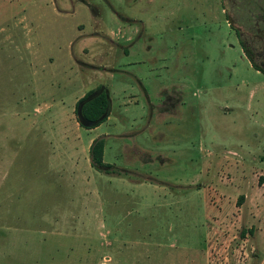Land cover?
<instances>
[{"label":"rangeland","instance_id":"rangeland-1","mask_svg":"<svg viewBox=\"0 0 264 264\" xmlns=\"http://www.w3.org/2000/svg\"><path fill=\"white\" fill-rule=\"evenodd\" d=\"M263 12L0 0V264H264V73L230 24ZM97 89L109 113L86 128ZM100 136L117 172L90 165Z\"/></svg>","mask_w":264,"mask_h":264},{"label":"trees","instance_id":"trees-1","mask_svg":"<svg viewBox=\"0 0 264 264\" xmlns=\"http://www.w3.org/2000/svg\"><path fill=\"white\" fill-rule=\"evenodd\" d=\"M252 66L256 69L264 73V69L260 66H257L250 58ZM97 90L88 91L81 99H79L76 103V108L79 102H83L81 106V115L87 121H95L100 118L108 105V92L106 90L100 91L97 95L93 96L92 98L88 99V97ZM106 119L103 118L98 124ZM81 124V123H80ZM97 124V125H98ZM82 125V124H81ZM96 125V126H97ZM84 126V125H82ZM86 128H93L95 126H84ZM104 146H105V139L103 136L97 137L92 140L90 147H89V159L90 165L97 170H104L108 173L117 172L116 169H112L111 165L104 162L103 154H104Z\"/></svg>","mask_w":264,"mask_h":264},{"label":"flooded vegetation","instance_id":"flooded-vegetation-1","mask_svg":"<svg viewBox=\"0 0 264 264\" xmlns=\"http://www.w3.org/2000/svg\"><path fill=\"white\" fill-rule=\"evenodd\" d=\"M261 21H264V12L261 13ZM258 24H259V21L254 22V27H256V32L252 33V34L250 32L247 33L246 31H243L242 28L240 29V28H234L233 27L238 38L240 39V43L242 45V48H243L245 54L251 60L253 59V55H252L251 50L253 51L254 47L251 45L250 42L247 41L248 37H249V39H252V37H254L258 41L264 40V29L263 30L260 29L258 27ZM259 57L263 58V60H264V52ZM262 68L264 69V67H262Z\"/></svg>","mask_w":264,"mask_h":264},{"label":"water","instance_id":"water-1","mask_svg":"<svg viewBox=\"0 0 264 264\" xmlns=\"http://www.w3.org/2000/svg\"><path fill=\"white\" fill-rule=\"evenodd\" d=\"M230 24L234 27V28H240L239 26H235V24L230 20ZM101 90H98V91H94L89 97L88 99L92 98L93 96L97 95ZM82 103L83 102H79L78 105H77V109H76V114L78 116V120L79 122L84 125V126H96L103 118H105L108 113H109V109H110V102H109V99H108V105H107V108L104 112V114L98 118L97 120L95 121H87L83 118V116L81 115V106H82Z\"/></svg>","mask_w":264,"mask_h":264}]
</instances>
